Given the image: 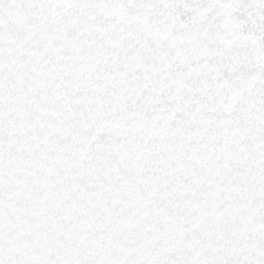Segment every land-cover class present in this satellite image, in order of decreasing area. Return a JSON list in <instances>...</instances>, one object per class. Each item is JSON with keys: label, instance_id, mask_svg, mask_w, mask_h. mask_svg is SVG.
<instances>
[{"label": "snow or ice", "instance_id": "snow-or-ice-1", "mask_svg": "<svg viewBox=\"0 0 264 264\" xmlns=\"http://www.w3.org/2000/svg\"><path fill=\"white\" fill-rule=\"evenodd\" d=\"M0 264H264V0H0Z\"/></svg>", "mask_w": 264, "mask_h": 264}]
</instances>
